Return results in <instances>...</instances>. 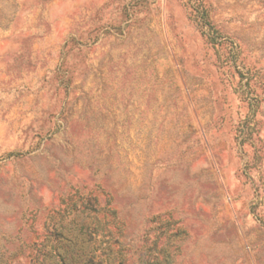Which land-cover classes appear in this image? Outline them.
Wrapping results in <instances>:
<instances>
[{
  "label": "rangeland",
  "instance_id": "374dc122",
  "mask_svg": "<svg viewBox=\"0 0 264 264\" xmlns=\"http://www.w3.org/2000/svg\"><path fill=\"white\" fill-rule=\"evenodd\" d=\"M0 264H264V0H0Z\"/></svg>",
  "mask_w": 264,
  "mask_h": 264
}]
</instances>
